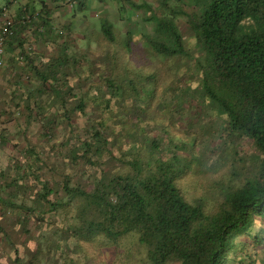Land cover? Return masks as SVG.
<instances>
[{
	"label": "trees",
	"instance_id": "obj_1",
	"mask_svg": "<svg viewBox=\"0 0 264 264\" xmlns=\"http://www.w3.org/2000/svg\"><path fill=\"white\" fill-rule=\"evenodd\" d=\"M158 2L164 14H158L150 5L126 3L150 10V16L141 18L140 23L155 24L152 34H142L151 56L166 60L165 70L171 61L185 66L191 62L193 74L191 69L183 74L178 71L169 82L164 80L162 66H146L139 73L126 67L122 73L115 70L105 77L110 97L104 114L110 118L116 99L117 111H123L125 118L133 117L131 123L121 126L122 137L131 138L133 146L113 147L114 129L107 126L105 119H96L83 137L74 136V111L65 113L62 124L65 121L63 126L71 135L67 144L73 138L78 144L71 151L74 161H82L97 172L88 177V185L74 182L70 174L63 173L56 182L58 189H52L40 176L35 177L43 186L39 194L42 209H74L76 223L70 228L71 237L77 250L88 259H99L92 256L88 244L101 241L110 249L134 234L147 255L141 264H258L255 256L245 251L248 240L264 244V0ZM185 2L191 6L189 11ZM10 3L13 4L8 1L5 8ZM127 6L120 10L122 16ZM5 8L0 11L5 12ZM45 9H21L15 13V20L20 23L27 14L31 21L26 26L42 30L49 26V12ZM180 16L187 19L195 40L194 51L187 47L177 23ZM100 28L105 40L118 43L109 15L100 20ZM24 29L23 25L15 26L7 44L19 41L17 45L22 49ZM44 33L47 31L37 34L38 41L42 42ZM125 37L123 46L130 50L131 34L126 32ZM68 63L63 57L48 60L47 71L39 72V76L43 82L59 85L57 81L65 75L61 68ZM172 75L166 73V77ZM52 87L62 100L60 88ZM195 104L200 114L210 112L221 119L223 132L251 144L256 155L251 163L256 167L251 164L252 168L247 169L235 162L227 173L216 170L210 176L193 156L194 141L189 144L185 140H164L174 116L183 117ZM77 109L84 113L83 103ZM166 116L170 122H165ZM140 120H146L143 128L138 126ZM149 127L162 133L151 132ZM110 161L120 165L118 172L103 170ZM196 162L201 165L198 172L203 174L191 190L181 180ZM53 193L56 200H50ZM108 261L107 256L100 264ZM15 264L24 262L18 260ZM113 264L135 263L127 253H119L117 257L113 255Z\"/></svg>",
	"mask_w": 264,
	"mask_h": 264
},
{
	"label": "rangeland",
	"instance_id": "obj_2",
	"mask_svg": "<svg viewBox=\"0 0 264 264\" xmlns=\"http://www.w3.org/2000/svg\"><path fill=\"white\" fill-rule=\"evenodd\" d=\"M86 1L88 8L79 15V21L69 22L65 28L58 29L62 32L58 36L64 37L62 44H56L58 47L38 41L34 27H25L21 38L24 41L22 49L17 47L19 41L14 46L6 45V53L8 48L20 51L15 58H10L18 71L14 74L15 83L12 84L10 80L7 82V75L3 78L4 84L0 82V129L4 131L3 136L0 135L1 140L7 141L5 144L0 140V144L6 146L0 153V184H5L2 196L6 199L0 203V264H15L18 260L24 264H100L107 256L108 264H113V255L117 257L119 253H127L129 260L135 264H141L147 259L145 250L139 246L134 234L122 240L118 246L112 245L110 249L101 241L92 242L88 244V248L93 253L92 256L99 259L85 257L80 249L77 250L75 240L71 237L70 228L76 223L74 209L44 211L39 199L43 186L34 179L40 176L52 189H58L56 182H59L63 173L70 174L74 182L88 185V177L97 172L90 166H85L82 161L76 163L71 155L72 149L78 146L77 139L73 138V142L67 144V138H71V135L69 129L63 126L65 121L62 124L65 113L69 111H74L71 114L74 136L80 134L83 137L86 128L94 124L96 119H105L107 126L114 129L113 147L125 149L133 146L131 138L122 137L124 130L121 127L131 123L133 117L125 118L123 111H117L116 99V108H113L110 118L107 113L104 114L105 102L110 97L105 82V77L109 74H114L115 70L122 73L126 67L139 73L146 66H162L164 80L170 82L175 79L178 71L183 74L192 67L191 62H188L189 66L187 63L185 66V63L171 61L165 70L163 66L168 64L167 61L159 56H151L142 34L145 31L152 34L155 24L140 23L143 15L150 16L148 8L138 9L125 5L130 17L136 14L128 21L116 22L113 16H109V20L115 24L113 33L118 39L117 44H110L100 28V20L110 13L102 10L101 15V9L96 8V1ZM148 2L158 14L165 13L158 0ZM194 2L198 3L200 0ZM178 3L182 5L181 2ZM189 5L186 3L187 11L190 10ZM123 6L118 2L111 7L120 13V10L125 9ZM5 12L10 16L11 11ZM97 12L100 15H96ZM3 15L4 11L1 19ZM176 20L187 47L194 51L195 40L186 25L187 19L180 16ZM126 32L132 37L130 50L123 46ZM32 57L35 58L34 61L30 59ZM60 57L66 58L69 63L61 68L65 75L57 81L59 85L52 81L43 82L39 72L47 71L46 61ZM191 70L190 75L193 74V68ZM168 72L173 75L166 77ZM20 75L23 79L18 78ZM53 85L60 88L62 100L53 91ZM29 95L32 96L30 102L26 99ZM10 97H13V103L7 101ZM80 103L85 107L84 113L77 109ZM194 107H189L183 117L174 116V122L168 121L167 116L164 117L165 122H170L169 137L164 132V140L171 139L177 143L185 140L189 144L194 141L193 156L203 163L199 166L209 172L210 176L216 170L222 174L227 173L235 162L247 169L252 168L251 160H255L256 155L251 144L230 137L223 132L221 119L210 112L200 114V108L196 104ZM163 115L166 113L161 116ZM138 123L143 128L146 120ZM149 131L162 133L153 127H149ZM224 160L227 161L226 165L223 164ZM199 166L196 162L190 167L187 177L181 180L183 186L193 190L198 185L197 178L203 174L198 172ZM252 166L256 167V163ZM106 169L115 173L120 170V165L116 161H110L107 167H103V170ZM50 200H56V193L50 196ZM248 241L250 243L246 244L248 247L246 246L245 252L250 251L258 264H264V244Z\"/></svg>",
	"mask_w": 264,
	"mask_h": 264
},
{
	"label": "crops",
	"instance_id": "obj_3",
	"mask_svg": "<svg viewBox=\"0 0 264 264\" xmlns=\"http://www.w3.org/2000/svg\"><path fill=\"white\" fill-rule=\"evenodd\" d=\"M8 1L13 2V4L10 3L7 11L8 10L11 11L10 17L14 20V22L16 23V26L23 25L24 27H27L26 24L23 23V17L24 16H22L20 23L18 20H15V18H16L15 13H17L21 9L24 10L25 8H29L30 11H32V10L41 11L43 6L47 9V12H49V15L47 16L49 26L43 28L42 30H36L35 28L33 30L37 34L47 31V33H44L45 35L43 37L42 42L44 41V44L50 43L53 45L52 47H54V48L58 47L56 44H62L63 43L62 39L64 37L60 38V36H58L59 34H62V32H59L58 29L59 28H65L66 24L69 22L75 23V22L79 21V15L83 14L86 11V9L88 8L87 7L88 4H87L86 0H14V1L13 0H0V10L3 9L4 5L7 6L6 4L8 3ZM95 1L97 2L96 8L101 9L100 13L102 12V10H104L107 13H110L109 16H113L116 22L117 21H123V19H125L124 21H128V19H132V17L136 16V14L134 16L132 14V17H130L129 16L130 13L128 11L125 12L123 16L121 15V13L116 12L117 11V10H115L116 8L113 9L111 6H114V4H116L118 2L122 6L124 5L123 7H125V5H127L128 3H132L136 6H140V5H142V6L150 5L151 6V3L148 2V0H94V2ZM125 2H128V3H125ZM122 3H125V4H122ZM144 8H146V7H144ZM144 8H142V9H144ZM72 10H75V11H72ZM100 13L97 12L96 15H100ZM102 13H101V15H102ZM1 14H2V12L0 11V21L3 19V18L1 19ZM127 16H129V18ZM143 17H146V16L143 15L142 18ZM137 18H138V16H137ZM47 28H48V30H47ZM28 29L29 28H27V30ZM37 34H36V36H37ZM17 47H18V45H17ZM19 51H20L19 49L15 51L12 48H8L7 53L5 52L6 54L4 57V65L2 68H0V79H1L0 82L2 84H4L3 78H6V75H7V78H6L7 82L10 80L12 84H13V82L15 83V80H13L14 74H16L18 71H16L17 67H15V65H13L10 58L11 57L15 58L17 53H19ZM32 59H33V57H32ZM7 67H8V69H7ZM3 72H5V73H3ZM21 77H22V75L18 76V78H21ZM22 79H23V77H22ZM16 83H17V81H16ZM31 98H32V96L29 95V97H27L26 99L28 102H30ZM12 99H13V97H10V100H7V101L10 103H13ZM3 133H4L3 129H0V134L2 135ZM1 135H0V140L2 139ZM1 141L5 144L7 143V141L5 139L1 140ZM5 147L0 144V153L1 154L3 152L2 151L3 148H5ZM3 187H5V184L4 185L0 184V203L5 202V200H6L2 196V190L4 189Z\"/></svg>",
	"mask_w": 264,
	"mask_h": 264
},
{
	"label": "built area",
	"instance_id": "obj_4",
	"mask_svg": "<svg viewBox=\"0 0 264 264\" xmlns=\"http://www.w3.org/2000/svg\"><path fill=\"white\" fill-rule=\"evenodd\" d=\"M31 21L29 15H24L23 23L28 24ZM16 23L14 20L4 12L3 19L0 23V68L4 65V57L7 42L10 38L14 36V28Z\"/></svg>",
	"mask_w": 264,
	"mask_h": 264
}]
</instances>
